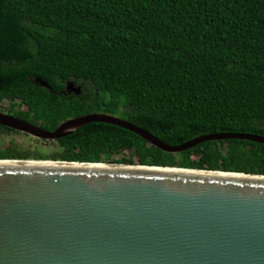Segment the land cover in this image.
<instances>
[{
	"label": "trees",
	"instance_id": "1",
	"mask_svg": "<svg viewBox=\"0 0 264 264\" xmlns=\"http://www.w3.org/2000/svg\"><path fill=\"white\" fill-rule=\"evenodd\" d=\"M0 112L47 132L108 114L170 147L212 134L264 137V0H0ZM11 134L0 126V138ZM54 143L47 156L0 146V160L264 176V145L247 141L170 154L91 123Z\"/></svg>",
	"mask_w": 264,
	"mask_h": 264
},
{
	"label": "water",
	"instance_id": "2",
	"mask_svg": "<svg viewBox=\"0 0 264 264\" xmlns=\"http://www.w3.org/2000/svg\"><path fill=\"white\" fill-rule=\"evenodd\" d=\"M35 83L49 90L39 78ZM66 91L80 94L73 84ZM91 123L122 128L170 154L209 141L264 145L262 136L226 133L170 147L101 113L47 132L0 112V126L41 141ZM0 264H264V176L0 160Z\"/></svg>",
	"mask_w": 264,
	"mask_h": 264
},
{
	"label": "rangeland",
	"instance_id": "3",
	"mask_svg": "<svg viewBox=\"0 0 264 264\" xmlns=\"http://www.w3.org/2000/svg\"><path fill=\"white\" fill-rule=\"evenodd\" d=\"M8 144H13L21 150L46 156L51 155L58 150L57 145L53 141L42 142L41 140L31 138L21 133L11 134L0 138V146H7ZM122 157L127 158V154L116 156L118 159Z\"/></svg>",
	"mask_w": 264,
	"mask_h": 264
}]
</instances>
